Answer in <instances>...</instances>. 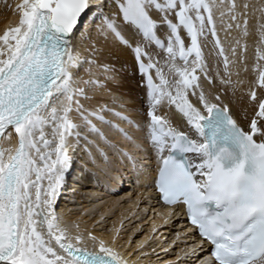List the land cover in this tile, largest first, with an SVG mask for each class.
Here are the masks:
<instances>
[{"label": "snow or ice", "instance_id": "snow-or-ice-1", "mask_svg": "<svg viewBox=\"0 0 264 264\" xmlns=\"http://www.w3.org/2000/svg\"><path fill=\"white\" fill-rule=\"evenodd\" d=\"M250 8L260 13L264 45V4L247 0L15 5L19 22L0 35V264H139L147 256L144 244L136 260L121 251L119 230L104 239L58 214L77 150L96 168L85 169L93 177L99 172L111 180L119 171L110 152L162 203L183 210L209 246L200 264H264L260 47L255 79L247 83L248 106L237 115L226 102L229 91L234 96L245 84L239 76L248 71L242 41L250 34ZM233 31L239 37L230 40ZM110 46L133 55L144 90L139 110L113 93L120 70L106 62ZM175 264L185 262L178 257Z\"/></svg>", "mask_w": 264, "mask_h": 264}, {"label": "bare ground", "instance_id": "bare-ground-1", "mask_svg": "<svg viewBox=\"0 0 264 264\" xmlns=\"http://www.w3.org/2000/svg\"><path fill=\"white\" fill-rule=\"evenodd\" d=\"M238 2H244V0H238ZM248 3L252 6L258 7L261 4H264V0H247ZM249 36L242 41V43L247 44V67L248 71H241L239 79L245 81V84L238 88L236 94L233 96L231 91H229L228 97L226 98V102L231 100V107L233 108L234 113L239 115L241 111L247 107V96L245 93L247 92V83L253 79H255L254 67L257 63L256 55L257 48L260 47L264 50V45H260V37L257 32V18L260 16L259 12L253 13L252 9H249ZM17 16V17H16ZM11 16V24L6 21H3L0 25V30H4L7 26L11 28L14 27L19 22V15ZM6 20V19H5ZM261 22H264L262 20ZM6 31V30H5ZM5 31L0 33L2 35ZM223 36V33L221 34ZM239 33L233 31L231 37L229 38H238ZM234 42V40H233ZM110 50L112 52L111 56L106 57V62L113 64L118 70H120L119 77V88H114L113 93L121 98V101L126 104L127 107L131 109L139 110L142 106V102L144 99V90L139 86L140 76L136 69L135 61L133 55L130 51L124 50L118 46H110ZM213 63V68L215 70V58H211ZM261 64H264V61H260ZM124 66V69H121V66ZM235 71V69H234ZM237 77L234 75L233 80H236ZM217 85H219V81L217 80ZM111 87V85H110ZM207 87V85H206ZM211 92H215V89L209 88ZM104 102H111V95L107 92L101 94ZM194 99V98H193ZM117 111H120L119 107L116 108ZM116 123H120L119 121H114ZM124 125L121 124V127ZM109 136L111 139H115L117 142H121V138L118 134L110 132ZM142 155V154H138ZM80 158V160H79ZM109 158L111 160V166L113 168L118 169L119 171L112 172L111 175L113 179L106 180L99 172H97L96 177H93L88 171L85 169H96L93 167L91 163H89V158L85 154L83 150H77L73 153V165L66 176L65 185L61 191V194L57 200V212L61 216L62 220L67 222L69 225L79 224L81 231L85 232H93L97 236H101L104 239H111L117 231L120 221L130 210L134 208L137 202V198L131 203H124L119 207V211L117 213L111 212V208L115 204L118 203L119 193L121 189L128 187L125 182L129 181L130 185L136 187L138 195H144L148 197V201L156 207L158 210L164 213V215H173L177 216V211L166 210L161 207L159 204L158 197L153 194V190L150 188L142 187L139 182L134 179V174L131 172L130 168L127 166V162L121 163L118 158L112 157V154L109 152ZM82 160V161H81ZM81 161V162H80ZM96 164L98 167H105V164L97 158ZM156 167L155 162L153 161L151 167ZM94 171V170H93ZM96 171V170H95ZM121 176L123 177L121 179ZM95 194H100L98 192H102L104 195L110 196L105 201L100 203H96ZM160 205V206H159ZM107 214H111L114 216L112 220L104 219V216ZM178 217V216H177ZM181 225L185 229V232L188 233V238L192 245V248L200 255V257H204L205 255V246L204 244L201 247H197L198 237L194 233V231H190L189 228L185 225V222L180 220ZM107 225V226H106ZM131 233H129L125 239V241L121 242V251H125L124 246H126L131 238ZM146 236L140 241L144 240ZM137 241V239L135 240ZM138 245V244H136ZM135 245V246H136ZM203 248V251L200 249ZM209 249V248H208ZM180 253V251H178ZM138 253L135 254L131 260H136ZM200 258V260H201ZM146 262V261H144ZM141 264V260L139 261ZM199 264V263H198Z\"/></svg>", "mask_w": 264, "mask_h": 264}, {"label": "rangeland", "instance_id": "rangeland-1", "mask_svg": "<svg viewBox=\"0 0 264 264\" xmlns=\"http://www.w3.org/2000/svg\"><path fill=\"white\" fill-rule=\"evenodd\" d=\"M19 2L20 0H0V25L3 21H6L8 26L9 23L11 24L10 17L18 15L15 5ZM8 26L4 30H0V33L7 30ZM93 170L95 172L96 169H91V171ZM125 183L128 187L120 191L117 190V193H119L118 197L122 198H119L118 203L113 207L109 206V208H111V212L117 213L122 204H130V201H134L137 198L136 205L134 208L129 206V212L122 218L117 228L119 230L120 243L125 241L127 235L132 232L128 244L124 246L125 251L133 253L131 258L138 253L139 246L144 244V251L147 253V256L141 259V264H175L178 257L185 264H200V255H192L193 252H196L192 248L194 243L189 241L188 233L185 232V229L181 225L180 218L170 214L164 215L163 212L158 210L159 208L157 209L148 201V197L144 195L137 196L138 191L136 187L130 185L129 181ZM98 193L100 194L94 193L96 203L105 201L110 197L104 195L102 192ZM113 218L114 216L111 214L104 216V219H107V221ZM144 236H146L144 240H138ZM136 239L137 241H135ZM153 249H155V252H153ZM157 254L159 255V259L157 258Z\"/></svg>", "mask_w": 264, "mask_h": 264}]
</instances>
